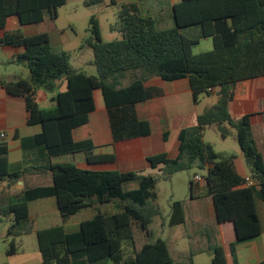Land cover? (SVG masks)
Here are the masks:
<instances>
[{"label":"trees","instance_id":"trees-1","mask_svg":"<svg viewBox=\"0 0 264 264\" xmlns=\"http://www.w3.org/2000/svg\"><path fill=\"white\" fill-rule=\"evenodd\" d=\"M102 2L85 0V5ZM66 3L67 0H0V30L5 29L11 16L19 17L22 25L38 28L33 36L17 31L0 39V46L25 47L16 62H26L30 72L29 81L4 82L3 87L9 95L25 98L29 125L42 126L35 142L48 150L51 161L60 160L46 167L52 174L51 186L26 189L5 206L0 201L1 218L13 217L7 231V236L13 238L8 255L18 252L14 241L17 237L35 232L29 204L55 197L63 224L36 231L41 264H179L162 238L152 241L150 225L161 214L154 204L160 181L196 165L207 170L205 179L219 222H234L238 241L261 235L256 202L264 201V134L252 125L250 115L234 118L230 104L245 100L250 81L264 77V0H182L171 6L174 26L170 28L144 16L138 3L122 4L117 27L121 39L111 42L102 40L99 23L93 17L94 37L88 45L93 49L96 76L73 68L69 52L53 49L58 10ZM193 26L201 28L204 38H212V51L193 53L200 40L182 33ZM155 77L166 81L188 78L195 103L202 94L219 88L218 102L198 116L196 126L180 131L175 159L166 154L148 158L153 167L164 165L160 175L81 168L85 160L89 164L117 160L115 154H95L89 140L77 141L95 110L94 90L103 91L116 142L146 137L151 134V126L138 118L134 108L149 99L145 84ZM62 78H66L67 88L55 97L56 105L41 108L38 91L55 92ZM125 80L128 85L123 84ZM225 124L236 130L237 142L250 168L249 177L256 181L254 186H245L234 156L220 158L203 139L204 131L213 126H218L226 137ZM168 137L169 133H165V140ZM8 154V145L0 138V184L30 171L12 172ZM135 181L136 189L124 190L126 183ZM112 205L114 212L102 210ZM86 209L95 215L83 221L77 231L69 232L65 223ZM184 223L183 203L175 201L168 224ZM231 253L236 254L235 244H231ZM211 264H227L222 247L214 248Z\"/></svg>","mask_w":264,"mask_h":264},{"label":"crops","instance_id":"crops-1","mask_svg":"<svg viewBox=\"0 0 264 264\" xmlns=\"http://www.w3.org/2000/svg\"><path fill=\"white\" fill-rule=\"evenodd\" d=\"M181 1L115 0L116 4L114 5L112 0H103L101 5L108 6L110 4L119 8L122 4L138 3L144 16L156 19L163 28H170L174 26L171 6ZM78 2L85 3V0H67L65 5ZM17 31L28 37L35 35L38 28L36 25H22L19 17L11 16L7 19L5 29L0 30V39L6 33ZM58 32L57 28V32L52 34V46L55 51L60 52L63 50L57 49L53 44V36ZM0 48L3 52L0 65L16 62L17 57L26 51L23 46H0ZM21 79L29 81L30 72L27 71V78L17 75L11 76L8 80L0 78V138L8 145L11 171L18 172L24 169H30V171L21 176L7 179L0 184L2 206L15 200L26 189L51 186L53 184L52 174L46 167L51 163L60 162V160L51 161L48 150L35 142L34 138L42 132V126L29 125V112L25 98L9 95L3 87L4 82H16ZM66 88V78L57 81V89L55 92L49 93L45 103L56 105L55 97L58 93L64 92ZM145 88L149 93V99L136 104L134 109L140 120L149 122L151 134L118 142L113 138L110 113L104 100L103 91L100 88L94 90L95 110L90 114L89 124L84 127L77 141L89 140L95 147V154H115L117 160L115 163L92 164L85 160L80 164L81 168L93 171L119 170L121 172H139L144 175H160L164 165L159 164L153 167L148 158L166 154L170 159H175L179 154L180 131L196 126L198 116L208 106H212L208 105L203 110H199L188 78L166 81L155 77L146 82ZM211 93H215V90ZM37 98L39 103V91ZM230 112L234 118L250 115L252 125L259 128L264 134V77L250 81L247 98L232 102ZM165 133H169L167 140L164 138ZM234 157L238 173L242 177H249L250 168L243 153ZM193 188L194 193L190 192L189 202L183 203L185 223L171 227L169 224L162 223L157 233L152 231L150 225V230L154 234L152 241L162 238L167 243L173 259L179 264H211L213 250L216 247L224 249L227 264H264V201L257 200L256 202L262 227L261 235L238 241L234 222H219L214 199L209 193L206 179L204 178V182L203 179L200 182H196L194 179ZM102 210L108 212L113 210L114 212L115 208L111 209V206H106ZM29 212L35 232L63 224L55 197H46L31 202ZM94 215L95 212L91 209L83 210L71 217L65 226L69 232H75L83 221L91 219ZM10 217L13 220V217ZM3 219L5 218L0 216V220ZM167 227L173 228V231L165 240ZM231 244L236 245L234 256L231 253ZM205 253H207L206 256Z\"/></svg>","mask_w":264,"mask_h":264},{"label":"rangeland","instance_id":"rangeland-1","mask_svg":"<svg viewBox=\"0 0 264 264\" xmlns=\"http://www.w3.org/2000/svg\"><path fill=\"white\" fill-rule=\"evenodd\" d=\"M118 12L119 8L110 4L108 6L100 4L89 7L86 6L84 2H78L60 7L59 18L56 24L59 32L53 36L54 46L59 50L70 53V63L73 68L81 70L88 75L96 76L97 70L93 65V49L88 45V41L94 37L91 20L93 17L97 19L102 40L104 42H111L121 39V35L117 28L119 23ZM182 33L189 38L200 40L199 44L193 49L194 54L213 50L212 38H204L199 26L183 29ZM2 53V49L0 48V58L2 57ZM27 71H29V68L26 62L1 64L0 78L8 80V78L15 75L27 78ZM123 84L128 85L129 81L125 80ZM218 91L219 88L215 89V93L202 94L198 102L199 110H203L208 105L217 104L219 99ZM48 95L49 92L43 89L39 90V104L43 108L55 106L45 103V99ZM223 127L228 131L226 137L222 135L218 126H214L204 131V141L213 145L215 152L220 158L241 155V149L236 138V130L228 124L223 125ZM196 176L202 177L204 182V178L207 176V170L201 169L196 165L192 170L174 174L170 180L160 181L157 186L158 198L154 204L159 207L161 214L155 217L151 224L153 232H159L160 224L162 223L168 225L173 202H189L191 198L190 185ZM137 187L138 182H129L125 184L124 190L131 191ZM12 201L14 200L10 202ZM113 208H115V205L111 206V209ZM111 212H113V210H111ZM11 224V217L0 220V264H41L42 255L39 249L36 232L17 237L14 241L18 247V252L12 256L8 255L7 252L13 241V238L7 236V231ZM169 227L171 226L169 225ZM169 227L166 228L165 240L168 239V235L173 231V228ZM204 255L206 256L207 253Z\"/></svg>","mask_w":264,"mask_h":264},{"label":"built area","instance_id":"built-area-1","mask_svg":"<svg viewBox=\"0 0 264 264\" xmlns=\"http://www.w3.org/2000/svg\"><path fill=\"white\" fill-rule=\"evenodd\" d=\"M2 138H4V135H2ZM203 178L200 176L195 177L196 182H200ZM256 184V181L251 179L250 177H245V186H254Z\"/></svg>","mask_w":264,"mask_h":264}]
</instances>
